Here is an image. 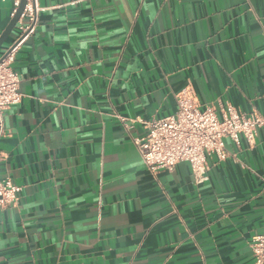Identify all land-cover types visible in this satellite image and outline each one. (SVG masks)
<instances>
[{"label":"crops","instance_id":"crops-1","mask_svg":"<svg viewBox=\"0 0 264 264\" xmlns=\"http://www.w3.org/2000/svg\"><path fill=\"white\" fill-rule=\"evenodd\" d=\"M35 2L3 113L0 177L21 189L0 208V264H252L264 124L253 143L225 138L201 182L186 161L151 172L134 138L185 86L219 118L264 117V0ZM13 11L0 0V33Z\"/></svg>","mask_w":264,"mask_h":264},{"label":"built area","instance_id":"built-area-1","mask_svg":"<svg viewBox=\"0 0 264 264\" xmlns=\"http://www.w3.org/2000/svg\"><path fill=\"white\" fill-rule=\"evenodd\" d=\"M19 2L13 0V13ZM37 11L35 0H26L15 24L17 36L0 54L5 53L0 59V139L6 133L3 125L5 109L21 100L20 80L11 64L18 44L33 29ZM175 99L177 107L172 114L145 121L144 134L134 138L143 163L151 172L160 168L171 169L179 161H186L194 180L201 182L207 177L208 156L226 157L225 138L238 143L243 136L247 142L253 143L258 129L264 124V117L256 110L242 112L231 104L225 105L219 118L211 106H201L191 86L179 90ZM4 156L0 151V163ZM20 189L9 178L0 177V208L15 203ZM250 247L252 264H264V229L251 237Z\"/></svg>","mask_w":264,"mask_h":264},{"label":"water","instance_id":"water-1","mask_svg":"<svg viewBox=\"0 0 264 264\" xmlns=\"http://www.w3.org/2000/svg\"><path fill=\"white\" fill-rule=\"evenodd\" d=\"M25 2H26V0H20L19 5H18V7L16 8L15 12H14L13 15L11 16L10 20L8 21V23L6 24V26L4 27V29L1 31V33H0V48H1L2 44L4 43V41L6 40V38H7V37L9 36V34L11 33V31L14 29L15 24H16V22H17L19 16H20V14L22 13V10H23V7H24V5H25ZM19 39H20V38H19ZM19 39H18L16 42H14V43L12 44V46L15 45V44L19 41ZM4 55H5V53L2 54V56H0V59H1Z\"/></svg>","mask_w":264,"mask_h":264}]
</instances>
